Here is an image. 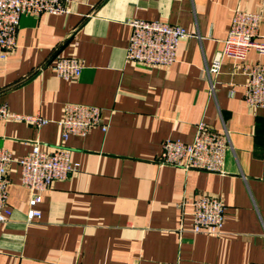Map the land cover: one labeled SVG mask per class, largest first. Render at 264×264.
Wrapping results in <instances>:
<instances>
[{
    "label": "crops",
    "instance_id": "0c3cea01",
    "mask_svg": "<svg viewBox=\"0 0 264 264\" xmlns=\"http://www.w3.org/2000/svg\"><path fill=\"white\" fill-rule=\"evenodd\" d=\"M69 12L21 17L17 46L0 57V102L41 114V128L0 120L9 169L8 221L0 223V264H264V106L245 101L244 64L223 48L237 9L264 16V0H68ZM134 18L182 25L177 61L127 60ZM257 41L264 43V21ZM1 55V50H0ZM56 56L83 64L77 79L59 77ZM247 63H264L250 51ZM68 103L100 106L107 131L63 138ZM227 130L224 172L157 163L167 139L191 142L196 125ZM66 147L78 171L43 192L41 218L27 220L30 191L17 162L35 142ZM220 196L222 232L194 233L193 199Z\"/></svg>",
    "mask_w": 264,
    "mask_h": 264
},
{
    "label": "built area",
    "instance_id": "2783aa9c",
    "mask_svg": "<svg viewBox=\"0 0 264 264\" xmlns=\"http://www.w3.org/2000/svg\"><path fill=\"white\" fill-rule=\"evenodd\" d=\"M68 12V0H0V57L6 58L16 48L23 15H61ZM263 21L264 16L259 12L237 9L224 46L208 67V72L216 75L225 57L244 64L248 73L245 101L252 108L264 106V63L249 64L246 61L253 49L264 54V43L256 40ZM130 25L133 30L126 50L127 60L153 66L175 63L180 42L194 35L182 25L160 20L134 18ZM53 67L57 75L66 80L77 79L83 70L82 62L73 56H56ZM0 120L24 121L38 128L50 122L39 113L14 112L5 102H0ZM59 124L64 140L71 135L85 136L93 128L107 131L110 127L102 107L82 103L66 104ZM229 147L231 139L227 130L214 129L201 121L196 125V135L191 142L167 139L157 163L185 170L223 173ZM13 162L15 159L12 152L0 147V223L9 219V169ZM17 162L21 183L31 194L26 212L29 222L42 217L39 204L43 200V192L49 190L55 181L66 179L79 169V163L71 159L66 147L60 146L48 151L42 148L39 141ZM192 205L193 232L219 235L226 212L223 199L216 195L201 194L193 199Z\"/></svg>",
    "mask_w": 264,
    "mask_h": 264
}]
</instances>
